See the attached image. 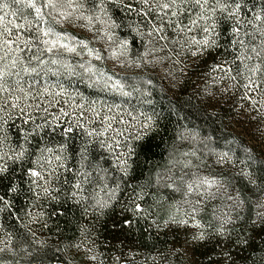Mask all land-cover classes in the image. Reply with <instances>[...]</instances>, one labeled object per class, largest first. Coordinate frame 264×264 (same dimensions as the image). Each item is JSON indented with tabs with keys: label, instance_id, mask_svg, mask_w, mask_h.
<instances>
[{
	"label": "snow or ice",
	"instance_id": "obj_1",
	"mask_svg": "<svg viewBox=\"0 0 264 264\" xmlns=\"http://www.w3.org/2000/svg\"><path fill=\"white\" fill-rule=\"evenodd\" d=\"M139 2L141 8L137 15L142 17V20L135 24L129 23L128 27L142 41L146 38L145 55L161 51L162 49L155 47L156 42L164 40L166 46L169 36L174 34L176 38L171 43L180 50L176 52L177 57L190 54L192 58H202L201 62L205 64L212 60V71L219 70L225 73L220 77L221 80L226 77L231 80L242 77L247 81L242 85L246 93L256 92L258 95L262 93L260 85L264 83L261 79L264 64L253 65L250 62L254 57L257 61L264 60V0L258 8L253 4L249 9L251 15L245 12L246 0H139ZM108 3L109 0H0V10L4 13L0 15V211L10 208L12 200L7 197L18 193L23 185L27 184L26 191L33 197L29 207L39 209L27 214L34 221L43 219L45 217L43 201L52 200L59 204L63 186H55V182L59 181L61 170L63 173L72 172L74 176V180L64 181L67 186L63 187L64 200L77 205L84 200L85 185L94 180L92 173L85 168V161L88 160L87 146H82L79 152L80 168L70 169L69 157L65 155L68 151L66 143L52 146L51 140L44 141L42 138L36 140V136L44 132L50 126V122L59 127L61 120L70 119L71 123L62 129V135L66 136L73 132L75 125L82 130L84 136L90 138L89 142L96 140L100 148L112 157L113 168L121 173L119 179L131 178L130 174L133 171L131 158L136 147L133 142L145 140L153 129L154 121L151 116H146L143 112L137 116L134 114L135 110L127 109L123 114L119 112L112 114V107L102 115L95 104L86 108L84 103H73L67 109L61 108L58 115L49 112V108L53 107L58 97L70 95L60 82V76L64 73L69 77L79 75L76 67L69 63L66 54L79 56L84 50L89 57L97 61L103 59L101 52L91 48L87 39L73 36L59 25L83 21L82 27L89 31L96 28L98 38L106 40L108 46L112 48L109 53L111 59L128 54L129 41L118 40L116 37L113 29L119 28L120 25L109 14ZM24 10H28L27 13ZM9 16L12 19H8ZM225 31L231 38L228 43L234 54L233 63L239 61L240 64L235 76L231 75L230 67L225 68L216 63V56L213 55L214 51L220 48V36ZM174 50L173 48L171 51ZM169 58L165 56L156 60ZM152 62L154 61H148ZM78 67L87 74L90 81L95 78L97 85L103 83L105 88L111 87L121 96L127 97L132 94L125 90L126 85L120 80L113 81L112 76L103 71H96L90 61L81 63ZM245 72L248 73L247 76ZM49 75L57 77L52 84L47 83ZM39 79L45 80L42 90L36 84ZM45 103L47 107L44 106ZM77 111L79 115H76ZM14 115L22 118L23 125L31 126L30 129L24 127L18 129L19 137L15 144L10 142L6 128ZM38 118L42 122H37ZM97 123L99 128L94 126ZM181 155L195 156L196 152H185ZM227 157L228 153H223L219 159L225 161ZM169 164L172 167L179 165L181 175L174 177L170 168L164 176L158 174L156 187L183 192L186 197L183 204L188 205L192 213L197 211V205L201 202L199 198L213 196L211 190L214 187H223L221 181L215 177L209 178L192 173L191 178H187L188 173L184 172V169L193 166L190 160L170 159ZM94 171L103 174L99 176L101 181H106L110 174L107 168L99 165L94 167ZM244 175L248 176L247 173ZM119 179L114 188H108L107 183H104V187L108 188L107 199L96 200L93 205L95 209H105L116 199L117 192L121 189ZM250 182L254 181L250 179ZM146 195L141 187V191L134 192L125 207V211L130 212L137 220L142 213L147 214V209L143 205ZM192 196L198 199L193 202ZM228 199L232 197L229 196ZM179 212L181 208L177 205L176 213ZM176 213L169 215L168 220L164 222L165 227L169 224L188 226V220L178 219ZM184 214L190 215L187 211ZM257 216L261 229L264 230V213L258 212ZM121 223L124 227L131 228L133 221L122 217ZM229 223L230 219H223L216 229V235L232 243L231 232L225 227ZM256 224L257 222L253 221V227ZM192 227L199 228L200 224L197 222ZM193 239L204 240V233H194ZM250 239L251 237L240 241L237 237L235 242L248 245ZM89 259L95 260L96 257L91 256Z\"/></svg>",
	"mask_w": 264,
	"mask_h": 264
},
{
	"label": "trees",
	"instance_id": "obj_2",
	"mask_svg": "<svg viewBox=\"0 0 264 264\" xmlns=\"http://www.w3.org/2000/svg\"><path fill=\"white\" fill-rule=\"evenodd\" d=\"M261 2L262 0H246L245 12L251 15L249 9L253 4L258 8ZM137 10V7L132 9L125 4L121 6L108 3L109 14L120 25L117 30L122 38L129 41L133 52L140 54L143 50V41L128 27L129 23L135 24L142 20V17H138ZM3 14V10H0V15ZM8 19L12 17L9 16ZM66 32L78 36L72 31ZM230 39L227 31L223 32L220 36L221 46L213 55L216 56V63L230 67L236 75L240 64L239 61L233 63L234 54L228 43ZM258 42L257 39L256 43ZM209 61L213 62L212 60L207 62ZM251 62L264 64V60L257 61L255 57ZM56 80L55 76L47 77L48 84ZM59 80L70 95H76L84 101L100 102L110 98L109 93L106 95L99 88L90 87L89 82L78 79V75L69 77L64 73ZM149 80L153 85L142 90L141 94L133 92V96H136L134 103L146 116L153 118L154 124L145 140L133 142L136 147L131 158L133 161L131 178L119 179L121 173L113 168L111 156L100 148L96 140L89 142L90 138L84 136L82 130L75 125L73 132L66 136L62 135V129L68 126L65 121L68 119L61 120L59 127L50 122V126L36 136V140L41 138L44 141L51 140L52 146L66 143L68 151L65 155L69 157L70 169L80 168L79 152L82 146H87L88 160L85 161V168L92 173L94 180L85 185L84 200L77 205L63 198V187H67L64 181H72L74 176L72 172L63 173L61 170L60 179L55 182V186H63L59 204L52 200L43 201L45 217L35 221L37 226H34L39 227L36 232L43 237L40 244L35 243L32 238L34 229H31L27 213L39 209L29 207L33 197L26 191L27 184H24L18 193L7 197L12 200V204L10 208L0 211V228L8 234L17 254L26 258L27 262L82 264L80 260L73 259V251L81 240L86 239L94 247L97 264H264V230L261 229L257 216L258 212L264 213V207H261L264 205V157L230 131L225 117L217 111L208 109L190 88L184 87L177 93L170 94L158 86V81L154 77H150ZM36 84L42 90L45 80L39 79ZM115 96L119 100L117 95ZM55 104L56 102L49 108L52 115L59 114L60 105ZM44 106L47 107V104ZM37 122L42 121L38 118ZM21 127L30 129L31 126L23 125L22 118L14 115L6 125L11 143L18 142V129ZM190 140L197 142L195 150L197 158L192 163L193 166L184 169V172L193 169L205 171L215 152L228 153L233 165L216 164L214 174L237 194L241 203L230 217L231 223L225 225L230 230L233 241L228 243L226 238L216 235V229L222 220L214 206L209 202H203L197 208L194 220L200 224L195 233H204L205 239L196 241L193 236L189 237L188 249L184 254L182 246L184 225L169 224L165 227L164 224L170 214L176 213L173 210L174 204L182 198L183 192H175L164 187L157 189L156 183L158 174L164 176L170 168L174 177L181 175L179 165L172 167L169 160H188L181 154L188 151L184 146ZM97 165L109 170L110 174L106 181L99 179L102 173L94 171ZM118 179L121 189L117 192L116 199L105 209H95L93 205L100 197V193L104 192L103 200L107 199L108 188H114ZM250 179L254 182H250ZM105 182L108 188L104 187ZM176 182L179 184V180ZM141 187L147 193L143 201L147 214L142 213L137 220L130 212L125 211V207L132 199L133 193L140 192ZM258 203L261 205L258 206ZM122 217L133 221L131 228L122 225ZM253 221L257 222L255 227ZM237 237L240 241L249 237L251 239L248 245H244L235 242Z\"/></svg>",
	"mask_w": 264,
	"mask_h": 264
},
{
	"label": "rangeland",
	"instance_id": "obj_3",
	"mask_svg": "<svg viewBox=\"0 0 264 264\" xmlns=\"http://www.w3.org/2000/svg\"><path fill=\"white\" fill-rule=\"evenodd\" d=\"M109 3L121 5L125 4L131 6L130 8L140 11L141 5L139 0H109ZM28 10H24L27 12ZM83 21L76 23H65L59 25L61 29L66 31H72L76 33L78 38L87 39L89 46L91 48L97 49L101 52L103 59L100 61L95 60L92 57H89L86 51L82 50L81 55L77 56L75 54L67 55L69 63L76 67V72L79 73L78 79L86 80V82L91 83L92 86L99 88L106 95L110 94V98H106L104 101L95 102V101H84L76 95L63 96L58 98L59 101H56L55 105H60L58 110L60 112L61 108L67 109L73 103L79 104L84 103V106L87 108L90 105L95 104V107L103 113L108 112L109 107L113 108L112 114L117 112L123 114L124 110L134 111V114L139 116L141 108L134 103L136 101V96H133V92L141 94L142 90L153 85L149 80L150 77H154L158 81V86L162 87L165 91L170 94L177 93L180 89L184 87L190 88L194 91L198 97L203 101L204 105L212 111H217L225 117L227 127L241 137L246 144L258 151L264 157V83H261L260 88L262 93L258 95L256 92L246 93L243 84L247 81L242 77H237L236 80L228 79L227 77L224 80H221L220 77L225 75L222 71H212L213 62L209 61L207 64L202 63V58H192L190 54L181 55L177 57L176 52H179L177 46L172 45L171 41L175 39V35L172 34L169 36V41L165 46L164 40H159L156 42L155 47L157 49H162L161 51L152 52L149 55H145L146 50V38L143 41V50L140 54L133 52L128 44V54L126 56H121L118 59H111L109 53L112 51L106 42V40H100L98 38L97 29L93 28L92 31H89L86 27H82ZM146 31V29H144ZM116 33L118 40L124 39L120 32L116 29H113ZM170 31V30H168ZM69 33V32H68ZM75 36L72 33H69ZM167 34V32H166ZM80 35V36H79ZM174 51H171L172 49ZM168 56L169 59H159ZM91 62L94 65L96 71H103L107 75L113 77V81L120 80L126 85L125 90L132 93L130 96H121L111 89V87L105 88L103 83L97 85L95 83V78L89 80L87 74L83 73V70L78 66L81 63ZM148 61H154L148 63ZM254 65V62H250ZM222 67L227 68L224 65ZM232 76H235L231 72ZM248 73L245 72V76ZM261 79L264 80V73L261 74ZM235 85V86H233ZM113 95V96H111ZM119 100L116 98V96ZM114 97V98H112ZM131 99V100H130ZM67 101V103H66ZM129 101V102H127ZM253 101H256L254 104ZM115 105H119V108H115ZM76 115H79L77 111ZM102 118V117H101ZM130 119V117H126ZM74 119V117H73ZM67 124L71 123V120H65ZM86 122V121H85ZM95 127L99 128V124H94ZM196 141L187 142L184 149L188 148L187 152H192L196 150L197 147ZM224 152L217 151L214 153L210 161L208 162V168L205 171H199L193 169V171L186 172L188 173L187 178H191L192 173H197L200 176H207L209 178L215 177L216 164H230L233 165L232 161L227 157L225 161H221L219 158ZM112 158V157H111ZM188 160L194 163V160L197 158L195 156H187ZM214 165V166H213ZM220 181V180H219ZM223 187H214L211 191L214 193L213 196H208L207 198H199L200 203L197 205V208L203 202H209L214 206V210L217 211V214L220 216V219H230L233 212L240 205V200L237 194L230 189L226 184L221 182ZM104 192L100 193L98 200L104 199ZM231 196L232 199H228ZM186 197L182 196L175 204L174 211L176 212V206L179 205L181 212L176 213L178 219L188 220V226H184L185 233L183 236L182 246L184 254L187 252L189 237H192L196 231L195 227H192L193 224H196L194 218L195 213L191 212V208L183 204V201ZM192 201L195 202L198 198L196 196L191 197ZM261 205L260 203L257 204ZM187 211L190 215H185L184 212ZM32 217L29 215V222L32 225L31 229H34L32 233L33 241L37 244H40L43 238L40 236L39 232L36 230L39 229L35 221L31 222ZM36 225V226H34ZM73 259L80 260L82 264H97L96 259L91 260L89 257L95 256L94 247L86 239L81 240V243H78L74 247ZM188 256V253H187ZM192 259H189L191 263ZM0 264H34L27 262L26 258L17 254L16 249L13 247V242L9 238L8 234L5 233L3 229L0 228Z\"/></svg>",
	"mask_w": 264,
	"mask_h": 264
}]
</instances>
